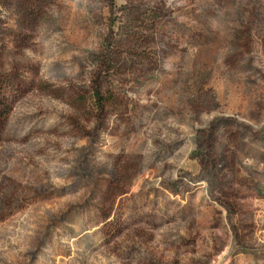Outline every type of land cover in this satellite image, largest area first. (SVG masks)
Listing matches in <instances>:
<instances>
[{
	"label": "rangeland",
	"instance_id": "rangeland-1",
	"mask_svg": "<svg viewBox=\"0 0 264 264\" xmlns=\"http://www.w3.org/2000/svg\"><path fill=\"white\" fill-rule=\"evenodd\" d=\"M0 264H264V0H0Z\"/></svg>",
	"mask_w": 264,
	"mask_h": 264
},
{
	"label": "trees",
	"instance_id": "trees-1",
	"mask_svg": "<svg viewBox=\"0 0 264 264\" xmlns=\"http://www.w3.org/2000/svg\"><path fill=\"white\" fill-rule=\"evenodd\" d=\"M95 93V97H100L99 96V93H97V92H94ZM98 94V95H97ZM7 111V110H6Z\"/></svg>",
	"mask_w": 264,
	"mask_h": 264
}]
</instances>
